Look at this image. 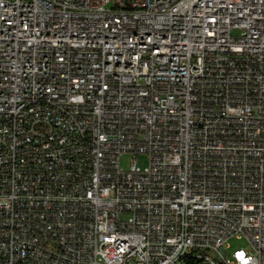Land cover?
<instances>
[{
	"label": "built area",
	"instance_id": "1",
	"mask_svg": "<svg viewBox=\"0 0 264 264\" xmlns=\"http://www.w3.org/2000/svg\"><path fill=\"white\" fill-rule=\"evenodd\" d=\"M0 264H264V0H0Z\"/></svg>",
	"mask_w": 264,
	"mask_h": 264
},
{
	"label": "rangeland",
	"instance_id": "2",
	"mask_svg": "<svg viewBox=\"0 0 264 264\" xmlns=\"http://www.w3.org/2000/svg\"><path fill=\"white\" fill-rule=\"evenodd\" d=\"M235 34V33H234ZM134 158L133 152H124L119 156L120 168L124 171L128 170L131 164L132 159ZM136 163L139 167L144 168L147 165V157L145 154L140 153L136 157ZM227 249L231 252L234 249L246 248V240L242 237L233 236L227 242Z\"/></svg>",
	"mask_w": 264,
	"mask_h": 264
}]
</instances>
